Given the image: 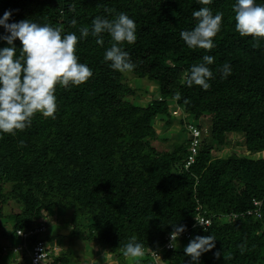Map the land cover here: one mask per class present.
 Listing matches in <instances>:
<instances>
[{
  "label": "trees",
  "instance_id": "obj_1",
  "mask_svg": "<svg viewBox=\"0 0 264 264\" xmlns=\"http://www.w3.org/2000/svg\"><path fill=\"white\" fill-rule=\"evenodd\" d=\"M234 3L0 0V16L6 10L13 13L10 23L30 19L78 37V30L91 28L96 16L127 14L136 23L137 36L134 44L122 45L135 65L127 73L152 82L155 89L149 94L158 93L145 106L136 105L125 72L112 70L103 60L111 37L103 34V46L91 35L78 40L76 54L92 76L68 90L56 87L55 119L36 114L25 130L0 134V229L10 222V236L20 238L17 229L45 222L42 237L48 241L55 236L48 233V211L58 208L69 211L72 235L107 247L120 264H125L124 245L132 237L143 245V255L134 264H155L150 258L153 250L166 264H190L185 246L197 235L210 234L216 237V247L202 254L199 264H264V157H254L264 151V39L236 32ZM205 6L214 14L223 13L215 46L189 49L179 33L195 26L192 12ZM14 43L19 55L20 42ZM204 55L214 57L206 91L185 84L186 72ZM225 63L232 73L222 79L218 69ZM205 114L212 116L207 132L200 122ZM187 119L201 137L194 161L185 167ZM172 121L179 124L184 140L171 150L163 149L154 126ZM228 133L241 135L248 155L222 158L210 153L206 135L221 145ZM11 200L17 211L6 213ZM197 212L211 223L194 226ZM4 218L8 221L2 222ZM174 223L186 225L192 236L187 240L181 234L176 242L184 240L182 247L167 249ZM39 238L37 233L28 236L26 247ZM18 254L16 264H27L26 250ZM71 260L60 253L50 264H72Z\"/></svg>",
  "mask_w": 264,
  "mask_h": 264
},
{
  "label": "clouds",
  "instance_id": "obj_2",
  "mask_svg": "<svg viewBox=\"0 0 264 264\" xmlns=\"http://www.w3.org/2000/svg\"><path fill=\"white\" fill-rule=\"evenodd\" d=\"M200 5H209L212 0H197ZM106 12L112 10L106 9ZM235 30L241 37H251L254 40L264 39V3L256 0H235L232 5ZM11 10H6L0 16V27L4 34H0V41L7 46L0 47V134H15L30 127L34 115L55 119L57 110L56 87L68 90L79 86L92 76L91 68L79 61L76 54L78 40L89 35L96 38L97 45L103 46V34L107 33L112 40L107 48L103 60L117 72L124 73L134 69L129 53L122 47L124 43L134 44L136 23L127 14L121 12L108 19L105 16H96L91 28L82 27L79 37L74 32L61 33V29L48 24H39L30 19L18 22H9ZM196 21L191 30H182L180 38L189 49L211 50L214 37L220 31L223 13H213L209 7H200L192 12ZM75 23V21H73ZM19 40V55L15 41ZM214 63V57L204 55L202 62L192 65L185 75V84L188 87L200 86L208 90L209 81L213 72L209 65ZM222 79L232 73L230 64L225 63L218 69ZM197 223L205 226L196 219ZM172 231L169 234V247H175L177 238L187 230L184 224H170ZM195 226V225H194ZM205 231L206 228L204 229ZM216 237L197 235L184 248L186 256L190 257V264H199V258L216 247ZM244 248L241 246V251ZM125 257L143 255V245L135 237L124 245ZM219 252L214 253L218 257Z\"/></svg>",
  "mask_w": 264,
  "mask_h": 264
},
{
  "label": "rangeland",
  "instance_id": "obj_3",
  "mask_svg": "<svg viewBox=\"0 0 264 264\" xmlns=\"http://www.w3.org/2000/svg\"><path fill=\"white\" fill-rule=\"evenodd\" d=\"M124 79L126 83L129 86L133 87L135 90L131 98L133 97L132 100L136 105L145 106L150 97H156L158 95L157 92L149 94L150 92L154 91L155 85L146 79L135 77L127 72L124 73ZM171 110L175 111L176 109L171 108ZM172 114L178 115L177 111L172 112ZM187 121L189 122L190 120ZM211 121L212 116L209 114H205L200 121L203 126V130H205L206 132L208 131V127ZM154 127L159 140L157 144L163 147V149L166 148L168 150H171L173 145H176L177 143H180L184 140L183 136L180 135L179 124L174 121H172L169 126L160 127L159 125H155ZM210 138L211 136L207 134L204 144L206 145V147H208L209 145L208 149H210V153L215 157L225 158L228 156L248 155V152L245 149V145L243 144V139L238 133H228L225 143L221 145H217L213 141H210ZM260 156L264 157V151H261L254 155V157ZM6 189H8V186L6 187ZM4 211L6 213L17 211V204L13 200H11L4 208ZM55 211V209L48 211V219L50 220L48 233L51 235H57L58 233L64 235L63 242L60 243V246L58 247L60 249L59 254L64 253L66 255H69L72 259V264H120L119 260H116V262L110 260V257H112V253H110L107 247H102L101 250H99L101 247L99 246V248H97L99 252L97 253L95 252V247L97 246L95 245V243H91L93 249H86V246L82 244L84 243V241L76 235L74 236L71 234L69 211L63 210L62 214H57L58 212L56 213ZM59 213H61V211H59ZM1 221L5 222L8 220L4 218ZM9 224L10 222H8L7 226H4V228L2 227L3 229H0V264H10V261L14 259L16 261L20 260L18 252H13L12 247L20 245L21 240L18 237L10 236L11 227L9 226ZM191 236L192 235L190 233L189 236L186 237V239L189 240ZM183 243L184 240L179 239L178 242H176V246L182 247ZM53 253L54 252H52L51 250V261L53 260V257L57 255V253L55 255ZM138 264L145 263L139 262ZM158 264H166V262L164 263V259L162 258Z\"/></svg>",
  "mask_w": 264,
  "mask_h": 264
},
{
  "label": "built area",
  "instance_id": "obj_4",
  "mask_svg": "<svg viewBox=\"0 0 264 264\" xmlns=\"http://www.w3.org/2000/svg\"><path fill=\"white\" fill-rule=\"evenodd\" d=\"M188 120V119H187ZM188 134L190 137V144H189V154L187 157V160L185 161V167H187L189 164H191L194 161V157L197 153V148L200 144V130L196 127V125L192 124L190 121L188 122ZM197 209H199L197 207ZM196 219L200 220L204 223L205 226L209 225L211 223V219L204 216L203 214H200L197 212ZM193 225H199L197 221L195 220ZM47 230V226L45 222H40L39 225L30 227L28 230L23 229H17L16 234L21 238V244L18 246H13L12 251L13 252H21L23 249L26 250V255L28 258L27 264H50L51 262V250L47 244V241L42 237L43 233ZM37 233L39 235V239H37L30 247H26V240L27 237L31 234ZM190 234L189 230H186L183 235L184 237H188ZM168 241L169 236H168ZM165 243V248L171 249L172 247H169L170 242ZM150 258L155 263H159V259H161V254L157 250H153L150 252Z\"/></svg>",
  "mask_w": 264,
  "mask_h": 264
},
{
  "label": "crops",
  "instance_id": "obj_5",
  "mask_svg": "<svg viewBox=\"0 0 264 264\" xmlns=\"http://www.w3.org/2000/svg\"><path fill=\"white\" fill-rule=\"evenodd\" d=\"M56 211V213L57 214H62L63 212L61 211V210H58V209H55ZM58 210V211H57ZM59 211H61V213H59ZM9 226H11V224H9ZM71 231V230H70ZM75 236V235H74ZM78 237V236H77ZM63 239H64V235H61L60 234V236L58 237V236H53L51 239H49L48 241H47V244H48V246H49V248H50V250H52V252H54L53 254L55 255L56 253H57V255L59 254V252H60V249L58 248L59 246H60V243H62L63 242ZM81 239V238H80ZM82 243V242H81ZM88 242H84V243H82L83 245H85L86 247V249L88 248V249H93V246L90 244H87ZM93 243H95V242H93ZM70 245V244H69ZM95 245L97 246V247H95L96 248V250H97V248H99V246H101L100 247V249L99 250H101V248L102 247H104V246H102L101 244H98V243H95ZM82 247V246H81ZM95 250V252H99V250H97L96 251ZM111 253V252H110ZM52 255V254H51ZM112 257H110V260H112L113 262H116V260H117V257L114 255V254H112L111 255ZM140 259L139 257H125L124 256V258H123V261H124V263L125 264H134V262H135V260L136 259ZM18 261V260H17ZM15 259L14 260H12V261H10V264H16V262H17ZM20 261V260H19Z\"/></svg>",
  "mask_w": 264,
  "mask_h": 264
}]
</instances>
